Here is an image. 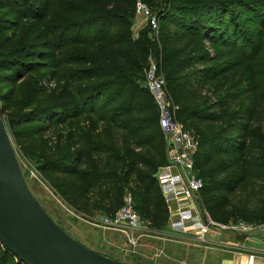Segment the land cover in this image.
Instances as JSON below:
<instances>
[{"label": "trees", "instance_id": "obj_1", "mask_svg": "<svg viewBox=\"0 0 264 264\" xmlns=\"http://www.w3.org/2000/svg\"><path fill=\"white\" fill-rule=\"evenodd\" d=\"M135 2L0 0V13L7 12L0 17V83L46 67L64 48L92 54L73 61L83 67L76 98L19 110L9 120L11 137L25 124H42L35 130L44 131L91 116L96 125L72 128V138H62L53 157H40L38 171L67 179L68 199L81 212L114 217L130 193L141 218L165 229L168 210L155 174L167 163L166 143L144 87L151 55L178 107L174 121L197 143L202 210L221 225L264 223V60L248 54L242 41V27L262 25L264 1L143 0L158 20L153 41L149 27L134 38ZM27 21L41 25L42 41L29 37V45L12 47L16 37L6 32ZM97 28L92 36L84 33ZM233 72L232 82L223 81ZM99 124L110 128L109 136L98 134ZM0 264L24 263L0 241Z\"/></svg>", "mask_w": 264, "mask_h": 264}, {"label": "rangeland", "instance_id": "obj_2", "mask_svg": "<svg viewBox=\"0 0 264 264\" xmlns=\"http://www.w3.org/2000/svg\"><path fill=\"white\" fill-rule=\"evenodd\" d=\"M5 13L7 12H1L0 17ZM262 21V25L254 30L249 26L242 27L245 31L243 46L247 48L248 54L260 60H264V18ZM137 26L138 29H133L135 40L139 38L141 31L148 28L143 19L137 21ZM96 31L98 28L84 33L92 36ZM73 32H68V36L72 37L75 34ZM156 32L150 31L148 38L151 41L157 35ZM41 33V25L27 21L17 28L10 29L5 35L16 37L12 45L15 48L29 45L27 43L29 37L31 42L38 39L40 43ZM91 57V52L80 47L64 48L55 58L50 57L46 60L47 64H44L46 67L36 68L15 83H0L1 117L9 133L17 161L29 190L48 215L70 237L85 247L126 264H232L237 257H246L252 252L263 250L264 242L260 239L262 233L259 230L242 234L219 229L218 232L215 231L201 239L196 236H174L166 227L163 230H156L147 221H143V228L133 232L134 239H128L127 235L118 230L104 229L98 225L96 219L100 214L96 211L88 214L75 207L67 196V187L70 186L67 179L53 172L38 171L41 156L53 157L62 138L65 140L72 138L75 133L72 128L88 129L96 125L95 119L85 115L77 119L73 125L72 121H67L44 131L35 130V127L42 124H25L20 128L24 132L16 138L10 135L9 120L19 110L27 111L53 101L75 99L78 89L84 84L78 82L79 75H83L80 72L83 67L73 64V61ZM149 60L155 61L151 55ZM63 73L66 75L62 76ZM234 77L235 72L231 73L230 77H224L223 81L229 78V82H232ZM97 132L99 135L102 133L103 136H109L110 128L105 124H99ZM242 197L243 195H238L236 200H241ZM238 222L232 221L229 226H236ZM241 235L248 237L240 239Z\"/></svg>", "mask_w": 264, "mask_h": 264}, {"label": "built area", "instance_id": "obj_3", "mask_svg": "<svg viewBox=\"0 0 264 264\" xmlns=\"http://www.w3.org/2000/svg\"><path fill=\"white\" fill-rule=\"evenodd\" d=\"M143 19L150 31L156 32L158 20L143 0L135 2V22L133 29H138L137 21ZM144 87L147 89L159 111V127L166 143L167 163L155 174L161 195L168 210L166 229L174 236H190L204 239L226 229L233 232L249 234L255 230L261 231V241L264 242V223L249 224L239 221L236 226L221 225L214 222L201 208L198 201L204 181L195 169L194 156L197 150L195 139L183 129L180 123L174 121L173 107L165 89V78L159 73L155 61H148L144 71ZM97 224L104 229L118 230L134 239V231L143 228V219L134 208L133 197L126 193L123 205L114 217L99 215ZM131 233V234H130ZM245 258V262L243 259ZM232 264H264V249L252 252L249 256L235 258Z\"/></svg>", "mask_w": 264, "mask_h": 264}, {"label": "water", "instance_id": "obj_4", "mask_svg": "<svg viewBox=\"0 0 264 264\" xmlns=\"http://www.w3.org/2000/svg\"><path fill=\"white\" fill-rule=\"evenodd\" d=\"M0 241L24 264H126L85 247L42 208L27 186L1 107Z\"/></svg>", "mask_w": 264, "mask_h": 264}, {"label": "bare ground", "instance_id": "obj_5", "mask_svg": "<svg viewBox=\"0 0 264 264\" xmlns=\"http://www.w3.org/2000/svg\"><path fill=\"white\" fill-rule=\"evenodd\" d=\"M243 262H245V258L243 259Z\"/></svg>", "mask_w": 264, "mask_h": 264}, {"label": "crops", "instance_id": "obj_6", "mask_svg": "<svg viewBox=\"0 0 264 264\" xmlns=\"http://www.w3.org/2000/svg\"><path fill=\"white\" fill-rule=\"evenodd\" d=\"M95 251V250H94ZM99 253V252H98Z\"/></svg>", "mask_w": 264, "mask_h": 264}]
</instances>
